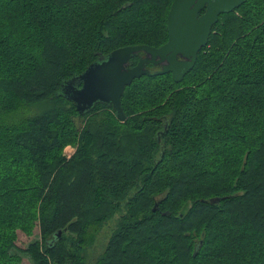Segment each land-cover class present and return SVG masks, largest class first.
I'll return each mask as SVG.
<instances>
[{
	"label": "trees",
	"instance_id": "obj_1",
	"mask_svg": "<svg viewBox=\"0 0 264 264\" xmlns=\"http://www.w3.org/2000/svg\"><path fill=\"white\" fill-rule=\"evenodd\" d=\"M173 1L0 0V264H264V0L221 14L181 82L135 78L125 121L60 93L117 48L166 43Z\"/></svg>",
	"mask_w": 264,
	"mask_h": 264
},
{
	"label": "water",
	"instance_id": "obj_2",
	"mask_svg": "<svg viewBox=\"0 0 264 264\" xmlns=\"http://www.w3.org/2000/svg\"><path fill=\"white\" fill-rule=\"evenodd\" d=\"M246 0H174L167 17L168 40L159 47L132 45L120 47L62 84L60 93L76 104L80 114L98 103L113 105L116 116L125 121L122 107L126 86L143 75L170 73L181 82L195 66L200 50L207 45L213 26L223 13L240 7ZM203 10L204 13H201ZM142 53L138 63L130 66L132 57ZM158 66L152 71L148 65ZM211 204L218 203L213 197ZM154 207V211L157 209ZM61 235V231L58 233Z\"/></svg>",
	"mask_w": 264,
	"mask_h": 264
},
{
	"label": "rangeland",
	"instance_id": "obj_3",
	"mask_svg": "<svg viewBox=\"0 0 264 264\" xmlns=\"http://www.w3.org/2000/svg\"><path fill=\"white\" fill-rule=\"evenodd\" d=\"M75 151V146H67L65 149V154L72 155ZM69 156V157H70ZM117 226V220L115 218L110 219L108 222L104 223L98 234L96 235L94 244L87 250V256L89 259H96L105 249L108 244L109 238ZM40 239L39 227H36L34 234L28 236L21 231H18L17 244L21 248H26L29 243ZM21 264H35L32 259L27 255L23 254V260ZM90 264H94L93 261Z\"/></svg>",
	"mask_w": 264,
	"mask_h": 264
},
{
	"label": "flooded vegetation",
	"instance_id": "obj_4",
	"mask_svg": "<svg viewBox=\"0 0 264 264\" xmlns=\"http://www.w3.org/2000/svg\"><path fill=\"white\" fill-rule=\"evenodd\" d=\"M204 11H205V10H203L201 13H204ZM212 29H213V28H212ZM141 56H143V54H142Z\"/></svg>",
	"mask_w": 264,
	"mask_h": 264
},
{
	"label": "built area",
	"instance_id": "obj_5",
	"mask_svg": "<svg viewBox=\"0 0 264 264\" xmlns=\"http://www.w3.org/2000/svg\"><path fill=\"white\" fill-rule=\"evenodd\" d=\"M68 156H70V155H68Z\"/></svg>",
	"mask_w": 264,
	"mask_h": 264
}]
</instances>
